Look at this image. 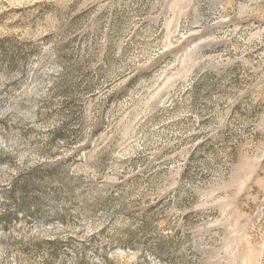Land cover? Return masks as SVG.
I'll use <instances>...</instances> for the list:
<instances>
[{"label": "rangeland", "instance_id": "374dc122", "mask_svg": "<svg viewBox=\"0 0 264 264\" xmlns=\"http://www.w3.org/2000/svg\"><path fill=\"white\" fill-rule=\"evenodd\" d=\"M0 264H264V0H0Z\"/></svg>", "mask_w": 264, "mask_h": 264}]
</instances>
